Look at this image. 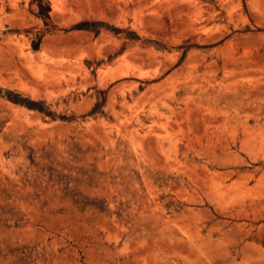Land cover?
Returning a JSON list of instances; mask_svg holds the SVG:
<instances>
[{"label": "rangeland", "instance_id": "1", "mask_svg": "<svg viewBox=\"0 0 264 264\" xmlns=\"http://www.w3.org/2000/svg\"><path fill=\"white\" fill-rule=\"evenodd\" d=\"M0 264H264V0H0Z\"/></svg>", "mask_w": 264, "mask_h": 264}]
</instances>
